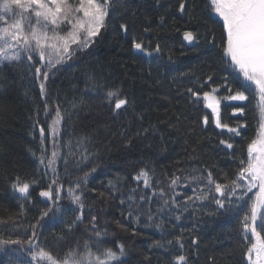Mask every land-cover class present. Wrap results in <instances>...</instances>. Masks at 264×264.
Returning a JSON list of instances; mask_svg holds the SVG:
<instances>
[{"label":"trees","instance_id":"1","mask_svg":"<svg viewBox=\"0 0 264 264\" xmlns=\"http://www.w3.org/2000/svg\"><path fill=\"white\" fill-rule=\"evenodd\" d=\"M184 2L181 12V0H111L105 26L70 59L52 68L36 57L0 65V264H36L31 254L39 248L63 256L85 241L94 250L97 241L113 250L122 244L114 264H173L179 255L186 264H249L253 241L242 223L256 189L225 198L206 178L211 172L229 184L236 177L257 135L259 98L241 87L224 55L226 32L209 0ZM185 31L196 35L193 46ZM134 40L161 50L147 56ZM212 89L223 99L221 123L239 135L216 126L203 99ZM108 91L118 96L109 101ZM238 91L248 99L228 101ZM116 99L126 106L116 110ZM141 169L152 174V190L135 182ZM174 176L181 179L170 187ZM17 178L31 185L27 197L13 192ZM49 186L53 197L60 189L55 204L40 196Z\"/></svg>","mask_w":264,"mask_h":264},{"label":"snow or ice","instance_id":"2","mask_svg":"<svg viewBox=\"0 0 264 264\" xmlns=\"http://www.w3.org/2000/svg\"><path fill=\"white\" fill-rule=\"evenodd\" d=\"M110 3L111 0H0V63L20 61L25 57L32 62L34 57H38L40 62L46 61L48 67L52 68L70 59L77 48L88 47L92 38L96 37L105 26ZM209 6L223 21L226 32L224 55L230 58L231 64L238 69L243 80L241 87L245 91L254 92L259 98L260 119L257 135L247 145L246 159L240 160L236 177L229 184H221L215 182L209 172L206 179L208 184H214L215 192L225 198L233 196L238 189L242 190L244 195L252 192L253 189L257 190L249 204V212L243 219L242 227L245 237L248 238L250 235L253 241L246 252L249 264H264V0H209ZM185 7L184 0H181L180 11H185ZM121 27L126 30L124 25ZM183 39L192 43L197 37L192 31H185ZM133 48L147 56H152L153 52L159 53L161 50L157 44L156 48L150 52L142 42L135 40ZM36 71L39 73L40 69L37 68ZM44 76L47 79V73ZM208 79L211 80V77ZM43 89L44 85L41 84L42 92ZM188 91L197 101L200 99L199 93L191 88ZM215 92L216 89L204 92L203 99L216 117V126L239 135V127L232 128L221 123L219 100L213 95ZM117 96L116 91L106 93L109 101ZM227 99L244 101L248 97L244 91H238L235 95H229ZM126 104V99H116L115 109L120 110ZM235 111L242 113L243 108H236ZM59 119L60 113L57 110V119L50 126L53 135L56 134ZM205 123H207V117H205ZM40 132L43 137L44 129L41 128ZM221 143L226 142L221 141ZM227 147L231 148L232 145L227 144ZM56 157L57 153L53 152L48 160L49 167L55 164ZM41 162L43 163V158ZM134 179L137 181L142 179L145 187L150 186V177L145 169H141ZM180 179L179 176H174L170 181V187L176 186ZM192 179L196 181L199 178ZM30 187L28 182L20 183L19 178L12 184L13 192L22 197L28 196ZM59 192L60 189H56V196L53 197V191L49 186V190L41 191L40 196L47 197L55 204L59 200ZM69 192L73 201L79 203L81 197L75 195L71 189ZM161 193L163 194V190ZM195 198L205 199L206 197L196 196ZM192 199L193 197H188V200ZM173 203H175L174 198ZM215 203L221 208L224 207L222 199H216ZM83 207L81 203L80 208L83 209ZM53 211L54 208L49 207L42 213V218ZM100 235L99 232L96 233L97 237ZM0 243L6 242L0 241ZM9 243H19V241ZM100 244L101 242L97 241L94 250L93 245L85 241L82 250L77 244L76 247L68 249L63 256H54L49 250L39 248L38 251L32 252L31 259L36 261V264H114L124 256L122 244L117 246L118 250L102 248ZM156 244L158 245L159 242L157 241ZM186 259V256L179 255L174 258L173 264H186Z\"/></svg>","mask_w":264,"mask_h":264},{"label":"rangeland","instance_id":"3","mask_svg":"<svg viewBox=\"0 0 264 264\" xmlns=\"http://www.w3.org/2000/svg\"><path fill=\"white\" fill-rule=\"evenodd\" d=\"M217 16V15H216ZM218 17V16H217ZM218 18H220V17H218ZM67 29H65V31H66ZM95 38V37H94ZM94 38H92V40L94 39ZM92 42V41H91ZM90 42V43H91ZM89 43V44H90ZM195 43V42H194ZM73 48H75V46H73ZM77 49H79V48H77ZM76 49V50H77ZM75 50V51H76ZM22 56H23V54H22ZM26 58V57H25ZM38 60H39V58L38 57H36ZM22 59H24V58H22ZM7 63H10V62H7V61H5V62H3V63H0V65H3V64H7ZM12 63V62H11ZM43 64H45V65H47V62L45 61V62H43ZM213 95L219 100V108H220V100L222 101L223 99H220V98H218V96H217V93H213ZM228 101H231V100H228ZM245 101V100H244ZM233 103L234 102H241V100H233L232 101ZM243 102V101H242ZM211 109V108H210ZM56 120V119H55ZM56 129H57V125H56ZM148 174H149V177H150V186H148V187H145V185H144V183H143V180L141 179L140 181H137V180H135V182L136 183H138V184H141V185H143V187H145V188H148V189H153L152 188V184H153V176H152V174L148 171ZM257 191V190H256Z\"/></svg>","mask_w":264,"mask_h":264},{"label":"water","instance_id":"4","mask_svg":"<svg viewBox=\"0 0 264 264\" xmlns=\"http://www.w3.org/2000/svg\"><path fill=\"white\" fill-rule=\"evenodd\" d=\"M184 41H185V40H184ZM194 42H195V41H194ZM194 42L189 43V42L185 41V43H186L188 46H193V45H194Z\"/></svg>","mask_w":264,"mask_h":264}]
</instances>
